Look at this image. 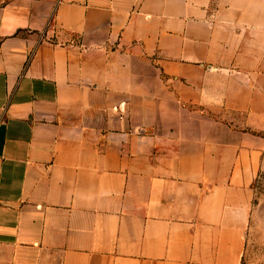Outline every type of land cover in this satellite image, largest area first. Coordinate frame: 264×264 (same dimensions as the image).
Wrapping results in <instances>:
<instances>
[{
    "label": "crops",
    "instance_id": "crops-1",
    "mask_svg": "<svg viewBox=\"0 0 264 264\" xmlns=\"http://www.w3.org/2000/svg\"><path fill=\"white\" fill-rule=\"evenodd\" d=\"M264 160V0H0V264H242Z\"/></svg>",
    "mask_w": 264,
    "mask_h": 264
},
{
    "label": "rangeland",
    "instance_id": "rangeland-1",
    "mask_svg": "<svg viewBox=\"0 0 264 264\" xmlns=\"http://www.w3.org/2000/svg\"><path fill=\"white\" fill-rule=\"evenodd\" d=\"M242 264H264V160L252 183V200L245 230Z\"/></svg>",
    "mask_w": 264,
    "mask_h": 264
}]
</instances>
